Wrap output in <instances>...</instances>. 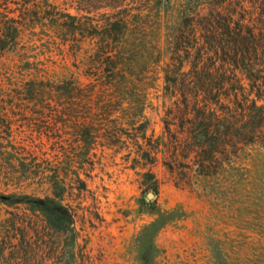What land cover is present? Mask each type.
Here are the masks:
<instances>
[{"label": "rangeland", "instance_id": "rangeland-1", "mask_svg": "<svg viewBox=\"0 0 264 264\" xmlns=\"http://www.w3.org/2000/svg\"><path fill=\"white\" fill-rule=\"evenodd\" d=\"M221 1L46 0L61 16L99 29L125 19L138 39L129 91L121 108L109 104L119 112L109 120L97 108L108 97L96 84L69 112L59 94L87 89L96 40L78 39L71 48L36 0L25 1L35 25L27 23L0 54V196L50 198L69 211L72 225L57 233L25 206L0 202V246L7 250L0 264H264V113L244 98L225 116L232 133L200 146L179 117L181 94L196 114L195 97L213 99L218 82L184 76L189 62L173 76L177 84L164 80L177 30L186 26L187 34L193 19L199 24L200 13ZM148 148L153 162L141 159ZM196 151L208 156L196 160ZM145 174L156 180V193ZM21 245L29 253H7Z\"/></svg>", "mask_w": 264, "mask_h": 264}, {"label": "trees", "instance_id": "trees-1", "mask_svg": "<svg viewBox=\"0 0 264 264\" xmlns=\"http://www.w3.org/2000/svg\"><path fill=\"white\" fill-rule=\"evenodd\" d=\"M25 1L0 0V54L17 44V39L27 23L32 22L35 25L34 19L30 17V4ZM44 3L46 0H36L35 5L38 11H42L41 15L45 21H48L49 27L57 30L60 36L64 35L63 43L72 48L74 45L76 47L78 39L90 38L96 40L97 45L91 57L93 59L92 74L87 76L89 80L92 78V81L87 85V89L70 86L66 88L65 93L59 91L62 99L68 100L67 104H63L62 107L68 108V112L71 111L73 100L78 99L83 92H95L96 87L99 86L102 94L108 97L104 102L100 101L97 104L99 112L108 120L113 113L119 115L117 108L113 110L109 104L112 102L115 106L122 107L117 103L120 102L118 100L121 97L125 96L126 91H129L126 85L132 81L130 79L134 74L132 64L137 58L139 49L136 46L138 39L128 34L130 31L127 20L120 19L107 24L106 28L99 29L89 26V23L82 24L69 14L61 16L62 14H58L55 8H50L51 6H46L47 4ZM35 17H38V14ZM198 18H200L199 24L191 18L193 19L190 24L192 30H189L187 34L183 31L187 28L186 26L177 30L174 36V47L171 50L169 61L164 66L163 73L164 80L175 85L177 84L176 78L173 76H177L183 64L189 62L190 70L184 76L192 73L200 76V80L205 77L214 78L218 82L217 90L212 94L213 99L208 100L206 96L195 97L196 105L193 109L199 110L196 114L187 112L191 101L185 93L181 94V104L184 105L185 110H178L179 117L183 123L192 126L189 130L190 138L192 137L191 139L197 141V145L202 146L211 141L210 139L217 141L222 137H228L222 135V132L232 133V129L224 123L225 120L228 121L225 116L236 114L235 108L242 104L244 98L247 101L251 97L252 109L264 113V0L213 2L203 13H200ZM38 19L41 18L38 17ZM189 21V19L185 20L188 23L187 26H189ZM195 24H197V29L192 26ZM193 47H196L194 57L189 56ZM171 77L172 80H170ZM61 88L62 86L59 89ZM115 100L116 103H114ZM212 106L221 107L223 115L220 116L214 112ZM167 113L164 118V129L168 132L170 110ZM116 117L119 120V116L116 115ZM196 120H200V125L193 127ZM211 121L220 124L213 129L207 125ZM138 130L144 137L146 124H139ZM244 133H246L245 130L242 135ZM197 148L198 146L193 150ZM149 151L153 150L148 148L141 152V159L144 162L150 160L153 162ZM199 153L195 152L196 160L199 157L204 159L208 156L207 152L203 155ZM145 175L152 181L151 190L156 193V180L152 174ZM0 202L9 207L25 206L30 212L42 216L47 229L57 233L66 232L71 228L69 211L50 198L10 195L0 196ZM12 226L15 227V224ZM71 235V239L74 240V233ZM20 249L26 250L24 245H21V248H12L7 253L16 257ZM6 251L1 245L0 259ZM25 253L29 251L26 250Z\"/></svg>", "mask_w": 264, "mask_h": 264}]
</instances>
